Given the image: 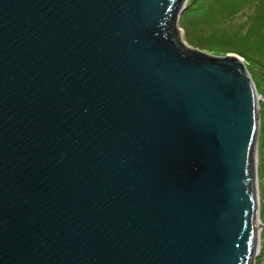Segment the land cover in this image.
<instances>
[{"label": "water", "instance_id": "95a60500", "mask_svg": "<svg viewBox=\"0 0 264 264\" xmlns=\"http://www.w3.org/2000/svg\"><path fill=\"white\" fill-rule=\"evenodd\" d=\"M188 2L0 0V264H256L262 96Z\"/></svg>", "mask_w": 264, "mask_h": 264}, {"label": "rangeland", "instance_id": "374dc122", "mask_svg": "<svg viewBox=\"0 0 264 264\" xmlns=\"http://www.w3.org/2000/svg\"><path fill=\"white\" fill-rule=\"evenodd\" d=\"M184 40L191 47L215 55H243L264 96V0H195L181 18ZM259 182L261 220L264 224V100H260ZM262 250L257 264H264Z\"/></svg>", "mask_w": 264, "mask_h": 264}, {"label": "bare ground", "instance_id": "6f19581e", "mask_svg": "<svg viewBox=\"0 0 264 264\" xmlns=\"http://www.w3.org/2000/svg\"><path fill=\"white\" fill-rule=\"evenodd\" d=\"M248 69H249V68H248ZM257 163H258V166H257V167H258V169H259V161H258V160H256V164H257ZM256 185H257V189H256V190H257V193H258V195H260V191H261V190H260V189H261L260 182L258 181ZM261 223H262V220L259 219V217H258V218H257V230H258V232H259V238H258L259 241L262 240V230H261V229H263V228H262V224H263V223H262V224H261ZM260 230H261V232H260ZM260 248H261V247H260ZM260 248H259V249H260Z\"/></svg>", "mask_w": 264, "mask_h": 264}, {"label": "trees", "instance_id": "16d2710c", "mask_svg": "<svg viewBox=\"0 0 264 264\" xmlns=\"http://www.w3.org/2000/svg\"><path fill=\"white\" fill-rule=\"evenodd\" d=\"M193 1H195V0H193Z\"/></svg>", "mask_w": 264, "mask_h": 264}]
</instances>
